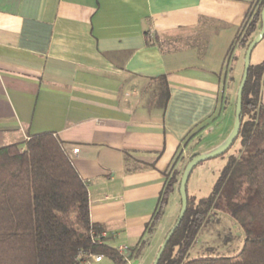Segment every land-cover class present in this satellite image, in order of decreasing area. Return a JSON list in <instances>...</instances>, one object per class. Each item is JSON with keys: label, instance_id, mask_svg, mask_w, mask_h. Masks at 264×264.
Segmentation results:
<instances>
[{"label": "crops", "instance_id": "crops-1", "mask_svg": "<svg viewBox=\"0 0 264 264\" xmlns=\"http://www.w3.org/2000/svg\"><path fill=\"white\" fill-rule=\"evenodd\" d=\"M253 2L0 0V146L55 134L105 243L152 263L161 220L148 228L167 174L214 114L228 48Z\"/></svg>", "mask_w": 264, "mask_h": 264}, {"label": "trees", "instance_id": "trees-1", "mask_svg": "<svg viewBox=\"0 0 264 264\" xmlns=\"http://www.w3.org/2000/svg\"><path fill=\"white\" fill-rule=\"evenodd\" d=\"M263 5L260 0L255 9L250 6L227 54L234 44L247 48L251 40L246 38L261 28ZM153 42L146 34V43ZM263 72L264 62L249 66L240 128L233 141L240 140L238 155L228 156L207 196L195 201L186 192V210L157 264H264V104L259 99ZM177 174H167L148 229L161 220ZM211 210L228 214L240 225L241 248L230 256L186 259ZM101 232L90 221L86 182L55 134L35 133L22 144L0 146V264H79L76 256L81 251L124 264Z\"/></svg>", "mask_w": 264, "mask_h": 264}, {"label": "rangeland", "instance_id": "rangeland-1", "mask_svg": "<svg viewBox=\"0 0 264 264\" xmlns=\"http://www.w3.org/2000/svg\"><path fill=\"white\" fill-rule=\"evenodd\" d=\"M259 1L260 0H254L252 9H255ZM259 15H261V10ZM248 19L249 18H247V20ZM244 26L245 24L241 28L240 37L243 36ZM259 30V26H257V29L254 32H259ZM253 33L246 38V41L252 40L255 37H253ZM245 50L246 47L234 44L232 51L226 55L221 71L217 108L214 114L192 133V136L200 129L204 127L206 129L203 130L202 133L197 134L193 140L190 138L192 136H190L186 140V143L184 142L185 144L183 152H180V156L176 162V170L178 173V182L175 186L176 192L178 193L176 204H172L171 202L169 203L166 213L159 222L161 227L157 236V242L154 251L159 248L166 232L169 230V228H171L178 216L180 209V195L178 192V185L182 172L190 156L195 153L206 152V145L216 138L217 133L220 130H224L228 128V126H231L232 128L236 91L243 72V58ZM261 62H264V34L253 47L249 59V64L251 66H255ZM259 99L260 102L264 104V72L261 76ZM224 140L217 141L215 144L218 146ZM216 145L211 144L209 148H212ZM240 149L241 143L238 138L235 140L232 146L227 149L226 152L203 160L195 165L189 172L186 182V192L190 195H194L190 197H194L196 201L201 197L207 196L211 192L221 169L226 164L228 156L238 155ZM242 242L243 231L240 225L228 214L218 210H211L205 223L200 227L197 237L192 246L189 248L185 257L186 259H191L195 257L207 256H230L241 248ZM91 264L114 263L110 258L103 257L101 261H93Z\"/></svg>", "mask_w": 264, "mask_h": 264}, {"label": "water", "instance_id": "water-1", "mask_svg": "<svg viewBox=\"0 0 264 264\" xmlns=\"http://www.w3.org/2000/svg\"><path fill=\"white\" fill-rule=\"evenodd\" d=\"M260 16H261V28H260L259 32L255 35V37L249 42V44L245 50V54H244V58H243V72H242V76H241V79H240V82H239V85H238L237 91H236V101H235L234 119H233L232 128H231L229 134L227 135V137L225 138V140L220 145H218L216 148H214L212 150L202 152V153H198L197 155L191 157L188 160V162L186 163L185 168L182 172L180 181H179V185H178V192L180 195V209H179L177 219L174 222V224L171 226V228L169 229L167 234L165 235V237H164L163 241L161 242L151 264H157L158 263V261L161 257V254H162L173 230L180 223V220H181V218H182V216L186 210V206H187L186 182H187L188 174L191 171V169L203 160H206L208 158L222 154L224 151H226L229 148V146L233 143L234 139L238 135V131L240 128L242 91H243V87H244V84H245L246 79H247L248 69L250 66V64H249L250 54H251V51H252L253 47L255 46V44L262 38V36L264 34V5L261 8V15Z\"/></svg>", "mask_w": 264, "mask_h": 264}, {"label": "built area", "instance_id": "built-area-1", "mask_svg": "<svg viewBox=\"0 0 264 264\" xmlns=\"http://www.w3.org/2000/svg\"><path fill=\"white\" fill-rule=\"evenodd\" d=\"M75 151H77V149H74ZM100 236H105V232H101ZM117 252L122 255V257L125 259V263L127 264H133L131 262L132 258L129 255V247H127L126 245H121L116 247ZM86 255L84 254L83 251L79 252L76 256L77 260L79 261V264H91L93 261L94 262H98L101 261L103 258V255L101 254H89L87 255L86 259H82L83 257H85ZM136 264V263H134Z\"/></svg>", "mask_w": 264, "mask_h": 264}]
</instances>
